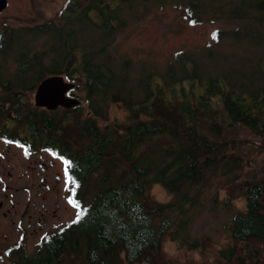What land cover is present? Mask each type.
Returning a JSON list of instances; mask_svg holds the SVG:
<instances>
[{
  "label": "trees",
  "instance_id": "obj_1",
  "mask_svg": "<svg viewBox=\"0 0 264 264\" xmlns=\"http://www.w3.org/2000/svg\"><path fill=\"white\" fill-rule=\"evenodd\" d=\"M170 3L196 22L206 17L229 25L214 30L207 48L178 51L163 70L148 63L150 56L118 51L138 20ZM94 30L98 44L87 43L86 32ZM222 42L226 51L216 46ZM8 58L19 69L15 87L3 74ZM54 74L84 92L89 116L63 123L67 144L59 154L70 160L82 199L91 194L93 201H80L79 222L19 264H74L82 253L87 264H157L167 237L178 248H203L202 239L214 245L192 235L193 221L209 203L230 211L239 198L244 205L226 222L229 243L216 260L264 264V170L246 173L251 159L264 155V0H65L48 21L0 32V116L24 112L28 103L20 98ZM112 103L127 114L110 125ZM240 127L252 138L232 133ZM215 176L223 180V197ZM154 184L173 200H151Z\"/></svg>",
  "mask_w": 264,
  "mask_h": 264
},
{
  "label": "rangeland",
  "instance_id": "obj_2",
  "mask_svg": "<svg viewBox=\"0 0 264 264\" xmlns=\"http://www.w3.org/2000/svg\"><path fill=\"white\" fill-rule=\"evenodd\" d=\"M64 2L65 0H8V7L0 14V32L10 27L22 28L48 21L58 14L64 5ZM187 13L188 11L184 10L180 5L174 6L173 3L166 5L162 10L158 6H155L148 12L144 19L138 20V22L141 23H139L136 28L132 29L127 37L122 35V39L119 41L118 51L123 54L128 52L129 55H133L134 57L150 56L153 60H147L148 63L151 64L154 62L156 67L163 70V68L165 69L174 61V55L178 51L177 55L186 50H191L187 53H192L197 49L207 48L210 46V43H212L211 40H213L214 30L216 28L225 29V27L229 25L228 20H210L206 19V17L201 21L196 22L191 17L187 18ZM196 18L198 20L197 16ZM95 32V30L94 32H86V36L90 37V40L87 41V43L94 42L95 44H98L97 34ZM42 40L43 39L41 38L40 41ZM216 46L223 51H226L228 48L225 42L219 43ZM114 48L117 49L116 41H114L112 46V49ZM12 55L16 54L13 53ZM7 62L8 65L7 67L4 66L3 74L7 79H10L17 67V61L8 58ZM208 65H210V63ZM3 92L4 91L0 89V96ZM74 94H76V96ZM74 94L73 96L81 99L82 102L80 106L84 107L83 109L85 111L84 113H81V111L73 112V114H75V119H78L77 122L80 124L82 120H85V118L89 116V111L85 106L84 92L75 90ZM34 98L35 92L30 93L29 97L27 96L26 102L30 103V105L33 103L34 105ZM34 107L36 106L34 105ZM36 108L39 113H42V109H44L39 107ZM53 114L58 116V119L60 120L59 123H62L61 116L66 114V112L63 109H58ZM126 114L124 108L117 103H112L108 109V122H110V125L121 122L126 118ZM64 123L67 122L64 121ZM1 124L2 121L0 120V125ZM232 133L237 134L242 138H252V134L241 127L233 130ZM7 147L6 143L0 141V151L4 152L5 157L3 160H1L0 157V178H13L12 181L8 182L12 188L7 189V192H13L16 187L20 188V191H15V195L10 197L12 201L9 200L8 207L11 208L15 214V218L18 221L23 220L24 225H26L30 214H32L34 219H37V216H39L37 210L42 207L41 203L44 201V189L40 190L39 186L36 185L30 193L24 190V185L27 184V181L24 180L32 171V167H28V165L32 166L34 164L31 160L34 158L32 157V154L35 152L29 153L23 147L12 146L10 149H7ZM43 154H45L44 158L47 157L45 152H43ZM53 154L54 157H58L57 153ZM37 156H39V154ZM263 156L264 155L260 154L251 159V164L246 167V173L260 174L264 170ZM8 158H10L9 161ZM4 160H6V164L1 166V162ZM54 166L56 170L64 168V164L61 166L59 162L54 163ZM64 171L65 169L62 170L63 173ZM10 172L12 175H10ZM98 176L99 173H95L92 176L91 181H88L87 186L92 185L95 178ZM214 180L217 181L220 188V196L223 197L225 193L223 180L217 176L214 177ZM1 188L2 186H0V189ZM64 190L65 188L60 190L62 205L60 211L62 212V216L59 219V223L51 228L50 226L52 223H47V228L42 231H40L39 226L36 227V232L31 229L29 231L30 238L25 244L28 252L32 253L37 250L41 242L49 236L50 232H52V234L58 233L63 226L76 219V214L82 211L83 206H77L74 203L75 199L78 200L79 198L82 202L86 201L87 204L93 201L91 194H86L85 200L84 198L82 199V190H80V192L77 190L75 193L72 190L70 194H67V198L64 200ZM73 195L75 196L74 198ZM149 196L151 200L161 203H168L173 200V196L169 194L166 188L161 184H154L150 190ZM30 199L33 204L28 207L27 203ZM218 202H221V198H219ZM243 205V200L241 198H239L237 206L230 211L225 210L221 204L215 205L209 203L199 216L195 220L193 219L194 223L191 226V232L193 236L200 239L209 237V242H213L214 245L209 246L206 239H202L204 242L203 248L189 249L187 246L178 248L177 241L167 237L163 247L164 256L163 258L161 257V260L157 262V264H162V260L163 264H219L216 260L218 250L220 246L229 243V232L226 230L225 224L231 219L234 210L239 207L242 208ZM17 225L19 226V224ZM2 232L3 228L0 226V235ZM9 234L12 238L11 232ZM4 248L5 245L3 243L1 244L0 250H4ZM206 250L209 251V255H206ZM187 261H195L197 263H187ZM0 264H8V257L3 253H0ZM74 264H87L83 258V253L76 257Z\"/></svg>",
  "mask_w": 264,
  "mask_h": 264
},
{
  "label": "flooded vegetation",
  "instance_id": "obj_3",
  "mask_svg": "<svg viewBox=\"0 0 264 264\" xmlns=\"http://www.w3.org/2000/svg\"><path fill=\"white\" fill-rule=\"evenodd\" d=\"M18 70L19 69L16 68L13 72L12 77L9 79L12 82V86L14 87L16 86L15 80L17 78L16 74ZM54 75H62L64 77V80L67 82V77L64 74ZM43 79H41V81ZM72 82L74 81L72 80ZM76 87L77 86L75 83V88L66 93V95L68 94L69 96H73L75 90L77 89ZM36 90L37 88L34 91L35 94ZM74 95L76 96V94ZM20 99H22L21 101H27V96H23ZM13 101L18 100L13 99ZM31 104L32 105L28 103L25 108L20 109L24 112H17L13 115L0 116V120L2 121V124L0 125V141L6 143V145L8 146L7 149H10L12 146H17L20 148L23 147L29 153L35 152L32 154V157L34 158L31 160V162L34 164L32 166L28 165V167H32V171L24 180L27 181V184L24 185V190L30 193L36 185L40 187V190L44 189V201L41 203L42 207L37 210L39 216H37V219H34L32 217V214H30L27 220V224L24 225V221H18L15 218V214L13 213L11 208L8 207L9 200L12 201L10 197H13L15 195V191H20V188L16 187L13 192H7V189L12 188V186L8 182L12 181L13 178H0V186H2V188L0 189V226L3 228V232L0 235V249L1 244L4 243L5 245L4 250H0V253H3L8 257V264H19V260L24 256L28 254H34V252L37 251L35 250L34 252L30 253L25 247V244L30 238L29 231L31 229L36 232V227L39 226L40 231H42L43 229L47 228V223H52L50 228L59 223V219L62 216V212L60 211V208L62 206L60 190H63L65 188L63 192L64 200L65 198H67V194H70L73 189L74 193L77 190H79V192L81 190L76 184V179L73 178L70 160H66V156H61L59 154L62 145L67 144V142L63 138L64 134L67 131V129L63 127V123L64 121L77 122V120L75 119V114L72 113L62 115V123H59V117L53 114L58 109L68 111L72 110L73 108L67 109L63 106H59L55 110H49L45 107L38 106L34 98V105L39 108H44L42 109V113H39L37 108L34 107L33 103ZM61 129H63V132H61ZM68 131L70 132V130ZM43 152L47 154V157L44 158L45 154H43ZM53 153H57L58 157H54ZM38 154L39 156H37ZM0 157L1 160L5 159L3 151H0ZM9 160L10 158H8V161ZM57 162H59L61 166L62 164H64V168L56 170L54 163ZM5 164L6 160L1 162V166ZM64 169L65 171L63 173L62 170ZM10 175H12L11 172ZM74 197L75 196L73 195V198ZM80 201L81 200L78 198V200L75 199L74 203L78 206ZM31 204L33 203L30 199L27 203V206L29 207ZM73 221L74 220L70 221L69 223ZM17 224H19V226ZM66 226L67 225L63 227ZM10 232L12 234V238L9 234ZM53 234L52 232H50L49 236L41 243L46 242Z\"/></svg>",
  "mask_w": 264,
  "mask_h": 264
},
{
  "label": "water",
  "instance_id": "obj_4",
  "mask_svg": "<svg viewBox=\"0 0 264 264\" xmlns=\"http://www.w3.org/2000/svg\"><path fill=\"white\" fill-rule=\"evenodd\" d=\"M8 0H0V14L7 8ZM75 88V83L67 82L62 75H51L44 78L37 87L35 100L40 107L55 110L59 106L67 109L77 107L81 104V99L69 96L70 90Z\"/></svg>",
  "mask_w": 264,
  "mask_h": 264
},
{
  "label": "snow or ice",
  "instance_id": "obj_5",
  "mask_svg": "<svg viewBox=\"0 0 264 264\" xmlns=\"http://www.w3.org/2000/svg\"><path fill=\"white\" fill-rule=\"evenodd\" d=\"M73 191H74V189H73ZM84 211L85 210H82V211H80V212H78L77 214H76V219L73 221V223H76V222H79V220L82 218V216L84 215Z\"/></svg>",
  "mask_w": 264,
  "mask_h": 264
},
{
  "label": "crops",
  "instance_id": "obj_6",
  "mask_svg": "<svg viewBox=\"0 0 264 264\" xmlns=\"http://www.w3.org/2000/svg\"><path fill=\"white\" fill-rule=\"evenodd\" d=\"M80 105H81V104H80ZM80 105H79V106H80ZM73 108H74V107H73Z\"/></svg>",
  "mask_w": 264,
  "mask_h": 264
},
{
  "label": "bare ground",
  "instance_id": "obj_7",
  "mask_svg": "<svg viewBox=\"0 0 264 264\" xmlns=\"http://www.w3.org/2000/svg\"><path fill=\"white\" fill-rule=\"evenodd\" d=\"M77 88V87H76Z\"/></svg>",
  "mask_w": 264,
  "mask_h": 264
}]
</instances>
